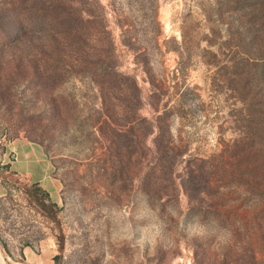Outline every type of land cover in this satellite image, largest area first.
<instances>
[{"label":"rangeland","instance_id":"374dc122","mask_svg":"<svg viewBox=\"0 0 264 264\" xmlns=\"http://www.w3.org/2000/svg\"><path fill=\"white\" fill-rule=\"evenodd\" d=\"M14 143L0 264H264V0H0Z\"/></svg>","mask_w":264,"mask_h":264},{"label":"crops","instance_id":"0c3cea01","mask_svg":"<svg viewBox=\"0 0 264 264\" xmlns=\"http://www.w3.org/2000/svg\"><path fill=\"white\" fill-rule=\"evenodd\" d=\"M10 152L15 154L12 161L7 158ZM2 157L6 169L3 171L1 169L3 163L0 164V206L18 196V191L21 190V184L24 182L28 187L38 188L46 179L50 182L51 166L41 158L38 148L14 143ZM35 250L27 247L21 251L24 257L22 264H53L51 258H45L42 252Z\"/></svg>","mask_w":264,"mask_h":264}]
</instances>
